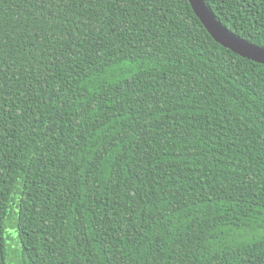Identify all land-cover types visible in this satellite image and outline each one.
<instances>
[{
	"label": "trees",
	"instance_id": "obj_1",
	"mask_svg": "<svg viewBox=\"0 0 264 264\" xmlns=\"http://www.w3.org/2000/svg\"><path fill=\"white\" fill-rule=\"evenodd\" d=\"M264 47V0H205ZM264 264V64L188 0H0V264Z\"/></svg>",
	"mask_w": 264,
	"mask_h": 264
},
{
	"label": "water",
	"instance_id": "obj_2",
	"mask_svg": "<svg viewBox=\"0 0 264 264\" xmlns=\"http://www.w3.org/2000/svg\"><path fill=\"white\" fill-rule=\"evenodd\" d=\"M188 1L195 15L217 43L241 57L264 64L263 46L248 42L228 30L215 18L205 0Z\"/></svg>",
	"mask_w": 264,
	"mask_h": 264
},
{
	"label": "rangeland",
	"instance_id": "obj_3",
	"mask_svg": "<svg viewBox=\"0 0 264 264\" xmlns=\"http://www.w3.org/2000/svg\"><path fill=\"white\" fill-rule=\"evenodd\" d=\"M18 261H19V258L14 257V258L11 260V264H17Z\"/></svg>",
	"mask_w": 264,
	"mask_h": 264
}]
</instances>
